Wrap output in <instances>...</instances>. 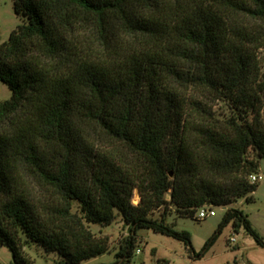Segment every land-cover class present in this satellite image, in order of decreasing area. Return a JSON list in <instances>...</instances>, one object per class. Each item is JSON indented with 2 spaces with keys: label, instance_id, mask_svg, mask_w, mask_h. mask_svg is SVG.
<instances>
[{
  "label": "trees",
  "instance_id": "obj_1",
  "mask_svg": "<svg viewBox=\"0 0 264 264\" xmlns=\"http://www.w3.org/2000/svg\"><path fill=\"white\" fill-rule=\"evenodd\" d=\"M14 7L22 23L0 43V81L13 91L0 99V244L14 264L28 263L25 242L57 252L60 264L100 256L110 240L90 224L119 217L129 232L113 264H131L141 227L191 245L167 221L171 206L193 216L257 189L249 176L264 159V0ZM31 178L50 198L35 197ZM229 223L264 247L239 208L207 245Z\"/></svg>",
  "mask_w": 264,
  "mask_h": 264
},
{
  "label": "rangeland",
  "instance_id": "obj_2",
  "mask_svg": "<svg viewBox=\"0 0 264 264\" xmlns=\"http://www.w3.org/2000/svg\"><path fill=\"white\" fill-rule=\"evenodd\" d=\"M22 23L21 17L16 13L14 0H0V43L7 40L11 32ZM264 53V51H263ZM13 91L8 84L0 81V99H11ZM214 109L223 115L227 109L218 102ZM264 116V112H263ZM263 175L258 181L257 189L245 197L238 198L227 207L206 203L195 208L193 216H181L176 206L167 209V221L174 222L175 228L187 230L191 235V245L175 237L155 232L150 228L141 227L138 229L139 242L134 252L131 264H264V247L258 245L253 235L249 234L244 226L235 228L232 223L227 224L217 239L207 245L218 230L227 209H242L248 216L252 226L264 238V159L260 160L258 172L252 174ZM251 182V175L249 176ZM30 187L35 192L36 198H50V196L38 186L33 178L30 179ZM43 194V195H42ZM253 195L252 201L247 198ZM170 199V192L167 194ZM141 194L138 188L134 190L132 201L138 204ZM202 207H213L215 213L206 217L198 218ZM77 206L74 207V210ZM165 208L155 210L152 215L159 217ZM90 229L97 236H108L111 251L100 256L90 258L79 264H113L116 261V251L121 240L128 234V227L120 217L110 225L90 224ZM235 240H232V238ZM23 252L28 258L27 264H60L59 254L54 251H45L37 243H24ZM200 253H204L201 254ZM13 252L6 246L0 244V264H14Z\"/></svg>",
  "mask_w": 264,
  "mask_h": 264
},
{
  "label": "built area",
  "instance_id": "obj_3",
  "mask_svg": "<svg viewBox=\"0 0 264 264\" xmlns=\"http://www.w3.org/2000/svg\"><path fill=\"white\" fill-rule=\"evenodd\" d=\"M262 179H263V175L261 173H259V174H252L251 175V180L253 182H258V181H260ZM214 213H215V210H214L213 207H208V208L202 207L200 209L199 213H198V218H200V219L201 218H206V217H208V216H210V215H212ZM232 240H235V238L233 237Z\"/></svg>",
  "mask_w": 264,
  "mask_h": 264
}]
</instances>
